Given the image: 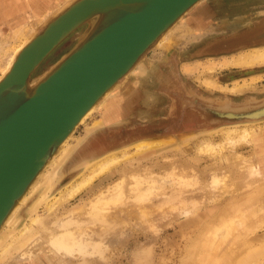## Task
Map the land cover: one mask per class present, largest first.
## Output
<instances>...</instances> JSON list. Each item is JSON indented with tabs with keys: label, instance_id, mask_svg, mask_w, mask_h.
I'll list each match as a JSON object with an SVG mask.
<instances>
[{
	"label": "rangeland",
	"instance_id": "374dc122",
	"mask_svg": "<svg viewBox=\"0 0 264 264\" xmlns=\"http://www.w3.org/2000/svg\"><path fill=\"white\" fill-rule=\"evenodd\" d=\"M30 2L31 0H0V79L4 76L2 72L8 65L11 54L23 45L27 34L32 30L42 32V18L47 13L42 14L44 12L42 10L39 13L41 16H36ZM61 2L63 0L57 2L52 0V9L58 7ZM18 3L23 5L19 7ZM262 25L264 0H205L196 6L186 15L182 29L181 27L177 29L176 43L172 51L168 53L167 50L155 47L149 50L140 68L142 76L137 74L123 80L116 92L103 102L100 113L104 122L102 127L94 128L96 121L100 120L96 115L95 118H90L91 121L86 122V127L82 124L78 128L74 138L79 137L80 143L73 144L75 146L69 158L59 170V181L46 198L38 199V195L40 196L38 193L27 203L21 211L22 218L19 224L9 235L17 233L29 223L30 210L46 216V205L61 197L82 177V172L87 171L89 164L103 157L108 151L114 153L123 149L131 155L133 144L139 141L179 134L173 139L172 144L162 149L158 148L156 153L149 152L129 157L130 165L147 164L157 171L166 162L164 157L159 158L166 149L180 146L187 151L188 157H193L200 139L207 137L208 141L217 143L223 138L224 131L231 126L238 125V128H242L249 122L259 120L257 125L264 129V116L257 119L246 118L244 115H239L241 117L237 119L224 117L227 114L253 115L264 110V65L254 68H235L227 65L228 57L235 51L255 44H264V39L261 38L264 34ZM86 28L87 26L78 29L56 49L42 65L43 72L54 66L53 56L61 57L77 46ZM186 68L192 72L185 71ZM166 73L172 75L173 85L166 84V79L163 78ZM205 77L214 79L218 87L206 88L201 81ZM238 83L243 86V91L233 94L230 89ZM146 100L149 106H145ZM219 103L225 106L219 114L204 109L209 105L216 108ZM108 104L109 108L113 109L110 111L116 115L108 114L106 108ZM105 112L111 118L108 122L104 121ZM241 149H243L241 153L246 155L254 150V147ZM213 161L201 160L199 172L202 179L206 177L207 180L211 179L214 170L217 171L216 168L220 165L225 167L222 161ZM118 171L120 168L106 177L97 179L75 199L63 201L60 208H57L56 215H65L71 208L84 205L94 191L116 179ZM258 188L244 190L235 196L227 194L218 201H212L208 196L205 198L201 194L200 186L189 187L185 193L186 199L192 195L188 199L200 196L197 197L201 198L200 203L203 201L198 215L202 218L196 225H192L196 219L190 216V213L187 215L175 213L168 208L165 211L167 214L158 213L155 217L157 222L155 220L152 228L144 230L130 225L124 231L116 228L107 231L102 229V222L98 218L77 216L74 227L80 242L95 238L97 234L102 235L98 236L101 242L91 256L80 259L70 255V251L75 247L70 238L66 239L60 251L44 240L43 248L37 251L31 260L17 261L12 258L2 264H183L190 247L206 235L209 226L217 222L223 211L229 206L232 207L240 197L246 198ZM246 219L247 217L243 220L247 230L243 228L241 230V226L238 225L240 228L234 234L235 239L226 242L220 239L218 260L225 258L230 251L236 250V255L240 257L248 250L264 247V224L259 228L252 227L254 224L249 226L250 219ZM241 238L247 241L248 247H243L244 241ZM248 264H264V260L249 259Z\"/></svg>",
	"mask_w": 264,
	"mask_h": 264
},
{
	"label": "bare ground",
	"instance_id": "6f19581e",
	"mask_svg": "<svg viewBox=\"0 0 264 264\" xmlns=\"http://www.w3.org/2000/svg\"><path fill=\"white\" fill-rule=\"evenodd\" d=\"M51 1L52 0H31L30 2L31 6L34 7V13L36 16L40 15L39 13H41L42 10H44L42 14L47 13L42 18V31L61 11L67 9L77 0H63V2H61V4L55 9H52ZM203 1L205 0H199L195 4L197 5V3H202ZM195 4L169 25V27L137 59L129 71L112 85V87L101 98L89 107V109L79 117L71 129L63 136L64 139L57 152L47 161L45 167L37 173L26 193L21 197L3 223L0 224V264L5 263L12 258L17 261L31 260L36 252L43 248L42 245L44 240L56 250L60 251V247L64 246V242L67 238H70L75 245L74 249H72L73 251H70V255L80 259H86V257H89L94 253V250L97 248L96 246L101 242L98 236L102 235L97 234L95 238L92 237L86 241L80 242L75 234L74 220L77 216L82 215L92 219L98 218V220L102 222V229H106L107 231L110 228L124 231L130 225H135L137 229L144 230L152 228L153 225H155V217L158 216V213L163 214L168 208L175 213L186 215L190 213V216H193L196 219L192 225H196L200 223V219L202 218L198 215L202 209L201 203L203 201L200 203L201 198L198 199L197 197L200 196H197L196 194H193V196H197L194 199H188L189 196L186 199L185 194L189 187L191 188L194 186H200L199 191L201 194L205 198L208 196L212 201H218L221 198H224L227 194L235 196L238 193L244 192V190L259 188L253 191L250 195H247L246 198L241 199L240 197V200L235 201L236 203L232 207L229 206L223 211L217 222L214 224L212 223V225L209 226L206 235L204 234L205 236L200 240L195 241L193 246L190 247L189 254L183 261V264H223L224 262H227L226 264H248L249 259H255L256 261L259 259L264 260V247L255 250H248L240 257L236 255V250L230 251L225 258L223 257L225 260H223V258L218 260V245L220 239L224 242H226V240L229 241L230 239H235L234 234H236L235 232L240 228L239 226H241V230L242 228L243 230H247L246 223L243 219L246 217L247 219H250L249 226L254 224L252 227L259 228L260 225L264 224V129L257 125L259 120L249 122L248 124L243 125L242 128H238V125L231 126L228 130L224 131L223 138L217 143L208 141L207 137L200 139L195 151L196 154L193 157H188L186 153L187 151L180 148V146H174V148L171 146L172 149H166V152L159 156V158L164 157L166 162L157 171L154 167L148 166L147 164L139 163L138 165H130V163H128L129 157L149 152L156 153L158 148L161 147L162 149L164 146L172 144L173 139L177 138L179 134L159 137L157 139H146L141 142L139 141L133 144L132 147L134 148L131 155L123 149L114 153L108 151L103 157L89 164L86 168L87 171L82 172V177L68 188L61 197L56 198L46 205V216L38 214L37 211L32 212V210H30L29 223L17 233L11 236L9 235V233L16 229L19 224L22 218L21 211L27 203H29V201L38 193H40L38 199L46 198L59 181V170L66 159L69 158L71 151L75 146L73 144L75 142L80 143L79 137L74 138L78 128L82 124L86 127V122L88 120L91 121L90 118H95L96 115L100 117V120L96 121L94 128L102 127L104 122L100 113H102L103 102L112 93L116 92V90L122 85L123 80H127L129 77L137 74L142 76L140 68L145 62V55L149 50L155 47V49L167 50L168 53L172 51L173 45L176 43L175 33L179 27L182 29V23L185 21L186 15ZM17 5L20 7L23 4L18 3ZM118 9L105 14H96L85 21L81 26L84 28L87 26V28L86 30L84 29V33L76 45L83 44L90 34H92L97 28L101 27L102 21L106 17L119 12L120 9ZM222 24H224V22ZM183 29H185V27ZM262 29H264V25H262ZM41 33L32 30L27 34L23 45L11 54L8 65L2 72L4 73V77L0 79V84L10 74L19 54L22 53L24 49H26V47ZM74 33H76V31L71 32L63 41L58 43V45L45 56L41 61L42 63L40 62L41 64H36L33 71L27 76L25 82L27 87L29 86L27 88L29 93L33 89L32 86L47 79L51 74L52 69L59 65L71 52H67L61 57L53 56L54 66L51 70H45L43 72L42 65L44 62ZM263 35H261L262 39H264ZM73 50L74 49H72V51ZM36 55L37 53L35 52L32 56L29 55L25 59L21 67L16 71V78L19 76L22 77V74L27 71L28 65L33 62L31 60L35 58ZM228 58L227 65L235 68H254L262 66L264 65V44L243 47L235 51ZM212 70L213 69H211V71ZM185 71L192 72L191 69L187 68ZM34 75L36 78L33 79ZM111 76L112 75H108L105 78L104 83H106ZM171 76L168 73L163 76V78L166 79V84L169 86L174 83ZM201 81L206 88L218 87L215 80L212 78L205 77ZM13 87L14 86L6 90L12 89ZM242 88L243 86L238 83L237 86L234 85L230 91L235 94L243 91ZM94 90L95 87L90 91L92 92ZM227 90L229 91V89ZM79 92L82 94L84 92L89 94V89L84 87ZM21 96L24 95L22 93L20 95L9 93L4 96L0 101V113L5 112L7 111L5 109L12 107V104L19 101ZM147 105H150L148 104V100L145 101V106ZM109 107V104L106 105L108 114L116 115L110 111L113 109ZM224 107V104L219 103L216 108H212L209 105L205 106L204 109L216 111V113L219 114ZM262 112H264V110L254 113L252 117L249 118L257 119ZM104 114L106 115V112ZM68 116L63 117L59 122L56 116H52L50 121L42 120L39 127H54V130H56L65 124ZM227 116L234 115L227 114ZM110 119V116L106 115L104 121L108 122ZM72 139L73 141H71ZM243 147H254V150L244 155L245 153H241L243 152L241 151L243 150L241 149ZM119 152L121 153L120 155L117 154ZM171 152L172 156H170ZM205 158L214 161H222L225 165L224 168L221 167V165L218 168L215 167L217 171H212L213 175H211V179L208 180L206 179L207 177L205 178L206 180L202 179V175L199 172L200 162L201 160H206ZM119 168L120 171H118L117 178L109 181L107 186L104 185L94 191L84 205H80L79 208H71L65 215H56L58 211L57 208H60L63 201L67 202L75 199L83 191L88 189L97 179L106 177L115 169ZM10 170H12V168H10ZM209 172L210 175L211 170ZM8 187L9 185L6 186V188ZM210 187L212 188L211 194L209 193ZM244 195L246 194L244 193ZM191 196L189 198H191ZM177 203H180V205ZM165 214H167V212ZM250 231L251 229L249 228L248 232ZM241 240L244 241L242 242L243 247H248L249 244L247 241L243 238H241ZM227 243L230 244L229 242ZM227 243H224V245L226 246ZM235 243L236 241L234 240V244ZM224 249L226 248L224 247Z\"/></svg>",
	"mask_w": 264,
	"mask_h": 264
},
{
	"label": "water",
	"instance_id": "95a60500",
	"mask_svg": "<svg viewBox=\"0 0 264 264\" xmlns=\"http://www.w3.org/2000/svg\"><path fill=\"white\" fill-rule=\"evenodd\" d=\"M197 1L77 0L61 11L19 54L10 74L0 84V101L9 93L24 95L12 107L5 109L7 111L0 113V224L26 193L37 173L57 152L63 136L79 117L129 71L169 25ZM199 4L201 2L190 11ZM118 8L119 12L106 17L100 28L52 69L47 79L32 86L29 93L25 82L36 64L71 32L83 27L81 25L85 21ZM35 52L37 55L27 71L16 78V71ZM108 75L112 76L104 83ZM84 87L89 89V94L79 92ZM93 87L95 90L91 92ZM239 115L252 117V113L224 117L237 119L241 117ZM52 116H56L58 122L63 117L68 118L56 130L54 127H39L42 120L50 121ZM263 116L264 112L260 113V118Z\"/></svg>",
	"mask_w": 264,
	"mask_h": 264
},
{
	"label": "flooded vegetation",
	"instance_id": "af4514ba",
	"mask_svg": "<svg viewBox=\"0 0 264 264\" xmlns=\"http://www.w3.org/2000/svg\"><path fill=\"white\" fill-rule=\"evenodd\" d=\"M204 10V9H203ZM201 11V10H200Z\"/></svg>",
	"mask_w": 264,
	"mask_h": 264
}]
</instances>
